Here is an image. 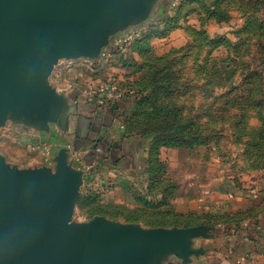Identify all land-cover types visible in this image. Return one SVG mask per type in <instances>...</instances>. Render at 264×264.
Instances as JSON below:
<instances>
[{"label":"water","instance_id":"95a60500","mask_svg":"<svg viewBox=\"0 0 264 264\" xmlns=\"http://www.w3.org/2000/svg\"><path fill=\"white\" fill-rule=\"evenodd\" d=\"M157 0H0V127L46 128L66 111L48 77L61 59L96 60L111 36L144 23ZM115 107L114 104H112ZM19 169L0 155V264H189L204 226L142 228L96 216L73 223L83 173Z\"/></svg>","mask_w":264,"mask_h":264},{"label":"rangeland","instance_id":"374dc122","mask_svg":"<svg viewBox=\"0 0 264 264\" xmlns=\"http://www.w3.org/2000/svg\"><path fill=\"white\" fill-rule=\"evenodd\" d=\"M212 1L214 0H187L180 11L166 13L169 22L165 26L186 24L188 30L183 27V32H179L182 35L179 38H182L183 46L168 48L169 43L165 40H154L166 38L165 36L150 39L146 43H137L134 47L130 45L127 46V50L119 51L120 54L123 52V55L136 54L140 66L152 62L155 57L164 56L165 60L175 59L172 70L178 77L175 81L181 87L179 89L181 94L174 99L184 106L186 111L191 110L188 116L192 118L200 115L203 106L213 101V98L199 90V85L201 86L202 83L199 80L197 65L205 56L213 60L221 56L225 57L228 48L231 58L237 62L241 60L247 65L250 64L245 72L247 73L250 68L256 69L257 58L262 54L257 45L260 41L264 42V38H260L264 36V31L258 28L260 25L264 27V11L253 7L248 0H218V7L228 13L229 20L217 23L213 19H206L207 9L211 7ZM163 9H160V12ZM160 16L156 17L159 19ZM250 23L252 27H249ZM157 29L154 30L162 33L164 26ZM201 31L211 39L210 45L205 43L201 49L194 47L177 54L174 52L185 47L188 42L196 46L197 35ZM145 33L146 31L141 35ZM218 41H224V45L217 46ZM210 50H212L211 54H207ZM126 64L127 60L123 67L124 82H121L119 87L122 91L125 90L124 95L131 96L137 89L135 82L140 77V73L136 71V66L129 68ZM100 82L101 86L108 84L103 83L106 82L103 77ZM185 86L188 87L187 91ZM130 88L133 90L127 91ZM131 110L132 104L125 113L128 115ZM207 120L203 118L200 122ZM247 125L249 131H254L260 122L251 113ZM9 129L7 126L0 127V151L10 154L7 159L11 163L23 164L21 160L28 153L22 144L17 143L16 132ZM234 138L225 136L218 141H212L208 146H198L193 149L162 148L159 158L164 166L160 168L162 175L157 179L155 172L159 167L155 163L149 165L152 172H145L147 157L149 159L151 155L145 149L147 142L139 137H127V146L128 143L134 144L140 152L143 151L136 160L133 172H131V162L128 164L126 161L125 169L128 165V170H125L123 176H119V179L107 188L98 183L107 179L102 174L103 167L92 165V171H95L92 172L93 181L95 180L98 185L87 187L82 184L71 221L76 224L102 216L112 223L139 225L142 228L187 229L204 226L212 230L210 235L221 233L223 228L229 229L232 235L238 230L239 234L245 232L243 234L247 236L245 244L239 243L236 249L234 246L238 255L251 249L252 243L258 238L259 244L264 245V168L252 165L241 145L236 144ZM13 157L18 159L14 160ZM109 177L114 178L112 171ZM162 191L166 197L164 203L159 200ZM89 192L93 195L91 196ZM89 195L91 197L87 198ZM98 211L101 215L92 216L93 212ZM189 213L200 216L209 214L214 220L211 221L210 226L199 224L181 227V224L187 221L185 216ZM158 220L178 221L180 225L168 224L169 226L166 227L148 225ZM230 238L234 242L229 244L238 243L236 237ZM230 260L237 263L239 256L233 254ZM241 262L243 261L240 260L239 264Z\"/></svg>","mask_w":264,"mask_h":264},{"label":"trees","instance_id":"16d2710c","mask_svg":"<svg viewBox=\"0 0 264 264\" xmlns=\"http://www.w3.org/2000/svg\"><path fill=\"white\" fill-rule=\"evenodd\" d=\"M249 1L253 7L264 11V0ZM218 3V0L212 1L211 7L207 9L206 19H213L217 23L227 22L229 15L218 7ZM181 8L179 7L176 11H180ZM168 22L166 14L163 15L158 20L157 26L152 25L148 32L146 31L140 38L133 41L132 47L140 42H149L153 38L165 37L179 26V24L165 26ZM160 26H164V31L157 33L154 29H159ZM249 27H252V23ZM258 28L264 31L262 25ZM197 36L196 46L188 42L185 47L174 50V52L177 54L194 47L201 49L205 43L210 45L211 39L207 38L203 31ZM222 44L224 45V41L216 43L217 46ZM257 46L262 54L257 58L256 69L250 68L247 73L245 72L250 64L247 65L241 60L237 62L231 58L228 48L225 57L221 56L213 60L205 56L198 65L196 60L199 80L202 83L201 86L199 85V90L204 95L213 98L211 103L203 106V111L196 118L189 117L188 113L191 110L186 111V108L174 99L181 94L179 93L181 87L175 81L178 77L172 70L175 59L165 60L164 56L155 57L152 62L149 60L150 63L142 66L136 61H131L129 65L136 66L140 77L135 82L137 86L135 92H132L131 96H125L131 101L132 110L128 115L124 114V137H139L147 142L145 149L153 156L150 155L149 159L147 157L146 173L152 172L149 165L155 163L159 167L156 168L155 176L157 179L161 177L160 168L164 165L159 154L162 148L193 149L198 146H208L212 141H218L225 136L235 137L236 144L241 145L250 163L264 168V42L260 41ZM211 51L207 54H211ZM185 89L187 91L188 87L185 86ZM130 90L133 88L127 91ZM251 113L260 122L254 131H249L247 125ZM203 118L208 120L201 123ZM164 194L162 191L161 199H159L163 203L166 202ZM90 195L87 198H90ZM100 213L99 211L93 212L92 216L101 215ZM185 217L187 221L181 224V227L199 224L210 226L211 221L214 220L209 214L200 216L189 213ZM168 224L170 226L180 225L178 221L168 222L166 220L153 221L148 225L166 227L169 226Z\"/></svg>","mask_w":264,"mask_h":264},{"label":"crops","instance_id":"0c3cea01","mask_svg":"<svg viewBox=\"0 0 264 264\" xmlns=\"http://www.w3.org/2000/svg\"><path fill=\"white\" fill-rule=\"evenodd\" d=\"M171 1L157 0L155 8L144 23L128 27L111 36L108 45L101 50L96 60L83 59L90 61L92 65H88L86 62L81 63L60 77H56L53 69L48 77V82L58 94H63L66 109L61 115V124L48 122L46 128L39 129L35 125L7 121L1 128L7 126L10 131H15L17 143L22 144L28 154L21 160L24 163L19 164L8 161L7 158L10 154L0 151V155L5 161L19 169L47 167L54 171L58 152L66 150L67 163L72 169L83 173V185L87 187L93 184L97 186L98 183L107 188L108 185L112 186L117 181L116 179H119V176L122 177L125 170H128V165L125 169L126 161L128 164L131 162V172H133L136 160L143 151L140 152L134 144L129 145L128 143L127 146V138L124 137V114L132 103L124 95L121 100L108 105L101 100V96L94 89L101 86L100 81L103 77L106 81L103 82L104 84H112L117 90L125 93V90L122 91L119 87V84L124 82L122 80L124 79L125 62L127 60L128 67L132 68L129 65L131 61L138 62L139 59L133 53H124L123 55L122 52L120 54L119 51H125L128 47L113 48L112 42L130 32L137 34L136 39L140 38L142 33L152 28V25L157 26L158 20L163 15L176 11L186 2H183L177 9L171 10L169 8ZM160 9L163 11L160 12ZM158 15H161L159 19L156 17ZM185 25V23L179 25L180 27L169 32L166 38L153 39L165 40L169 43L168 48L181 47L184 42L182 38H179L182 36L179 32H183ZM107 52L110 54H106ZM58 79L60 83L72 84V88L64 91L63 85L57 84ZM13 137L15 136L13 135ZM17 157L12 159L16 160ZM94 164L103 167L102 174L107 177L106 181L100 180L98 183L93 181L92 172L95 173V171H92V165ZM111 171L114 178L109 177ZM228 230L223 228L221 233L216 232L209 237L196 239L193 248L198 253L190 257L189 264H239L240 260L243 261L240 264H264V245L259 244V238L252 243L251 249L238 255L235 250L236 246L239 243L245 244L247 236L243 234L245 232L239 234L238 230L232 235V232ZM230 237H236L238 243L232 245L234 241H231ZM231 242L232 244H229ZM233 254L239 256L237 263L230 260ZM166 264L181 263L173 258Z\"/></svg>","mask_w":264,"mask_h":264},{"label":"built area","instance_id":"2783aa9c","mask_svg":"<svg viewBox=\"0 0 264 264\" xmlns=\"http://www.w3.org/2000/svg\"><path fill=\"white\" fill-rule=\"evenodd\" d=\"M185 1L187 0H172L169 4V8L171 10H175ZM136 35L137 34H135L134 32H130L129 34L114 39L112 42L113 48H125L129 46L137 37ZM108 54H110V52ZM84 62H86L88 65H92L90 61H85L83 59H77V60L61 59L54 67L53 71L56 77H60ZM57 84L59 86L60 84H62L63 85L62 89L64 91H68L70 88H72V84H69L67 82L60 83L59 79L57 80ZM96 93L100 95L101 100L108 105H111V103L119 101L124 97L123 92L117 90L112 84H105L103 86L97 87Z\"/></svg>","mask_w":264,"mask_h":264}]
</instances>
